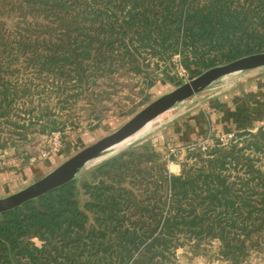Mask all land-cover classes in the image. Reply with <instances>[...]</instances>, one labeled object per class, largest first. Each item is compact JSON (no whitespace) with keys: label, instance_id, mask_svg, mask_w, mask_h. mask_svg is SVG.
Here are the masks:
<instances>
[{"label":"trees","instance_id":"obj_1","mask_svg":"<svg viewBox=\"0 0 264 264\" xmlns=\"http://www.w3.org/2000/svg\"><path fill=\"white\" fill-rule=\"evenodd\" d=\"M4 17L0 155L75 131L79 105L99 121L119 88L148 93L158 71L177 84V65L193 79L264 53V0H0ZM186 150L172 174L177 159L142 143L0 214V264H179L181 250L216 244L222 263L253 264L264 252V131Z\"/></svg>","mask_w":264,"mask_h":264},{"label":"rangeland","instance_id":"obj_2","mask_svg":"<svg viewBox=\"0 0 264 264\" xmlns=\"http://www.w3.org/2000/svg\"><path fill=\"white\" fill-rule=\"evenodd\" d=\"M0 20L6 21V18L4 17ZM175 62H177V59H175ZM177 66V69L174 71L179 81L177 84L169 82L166 76L158 71L156 73L162 77V80L149 90L148 93L139 94V88H136L134 90L136 92L134 93H132L130 87L125 88V90L119 88V94L112 96V100L104 103L103 112L99 114V121L92 120L93 118L89 116V111L82 110L83 105H79L75 118H73L71 123L76 128L75 131H69L65 134L55 133L59 134L58 136L61 140L62 137L68 136V139L62 140V145L57 151L53 148L52 139L50 140L47 136L36 134L21 149V152H17L16 149L12 148L4 152L3 155L1 154L0 199L34 183L83 149L117 131L156 99L171 92L176 87L191 81L192 75L187 71L184 73L180 70L181 66ZM233 80L236 81L237 79ZM202 96L180 104L176 109L170 111L168 115L162 116L156 125H154L155 122H152L132 142L149 133L143 141H140L135 146L149 141L155 151L161 154V156L165 158L171 155L174 156L177 160L173 164H168V170L172 174H179L181 170L179 163L185 161L188 145L195 142L202 143L209 136L211 138L214 137V135H208L204 139L203 137L196 139V136V138L194 136L188 138L187 135V133L190 134L188 131H191V127H188L190 124L189 120L192 117L195 119L203 116L201 114L202 100H205L204 104L210 100ZM35 102L36 104L34 105H37L38 101L35 100ZM260 123H257L255 126L252 125L250 127L251 131L257 132L261 129L264 123ZM180 133L185 134L182 136ZM22 152H25L26 155H20ZM217 246V244L208 245L201 249L198 254L190 253L191 256H187L189 259H179V264H224L217 259ZM184 251H188L189 253L190 248L187 247ZM181 253L182 251L179 252V258H182ZM253 264H264V252L254 260Z\"/></svg>","mask_w":264,"mask_h":264},{"label":"water","instance_id":"obj_3","mask_svg":"<svg viewBox=\"0 0 264 264\" xmlns=\"http://www.w3.org/2000/svg\"><path fill=\"white\" fill-rule=\"evenodd\" d=\"M264 71V53L241 58L232 63L209 69L191 81L176 87L146 106L124 126L99 140L38 179L29 186L0 199V214L21 207L47 193L63 187L108 160L131 149L146 136L118 149L116 146L131 138L149 123L157 121L182 103L214 90H222L254 72ZM154 129V128H153Z\"/></svg>","mask_w":264,"mask_h":264},{"label":"crops","instance_id":"obj_4","mask_svg":"<svg viewBox=\"0 0 264 264\" xmlns=\"http://www.w3.org/2000/svg\"><path fill=\"white\" fill-rule=\"evenodd\" d=\"M204 96L210 100L205 104L202 100V117L189 120L191 131L187 133L188 138L217 137L241 129L251 130L252 125L264 123V71L251 73L222 90H214ZM180 134L183 136L185 133ZM181 251L182 258L179 259H189L190 253Z\"/></svg>","mask_w":264,"mask_h":264},{"label":"built area","instance_id":"obj_5","mask_svg":"<svg viewBox=\"0 0 264 264\" xmlns=\"http://www.w3.org/2000/svg\"><path fill=\"white\" fill-rule=\"evenodd\" d=\"M180 70H182L184 73L186 72L182 67H180ZM261 128L264 131V126ZM58 135L59 134H54V137H52L53 148L55 149V151H57L62 145V140L59 138ZM234 136H235V132H230L228 134L217 136L216 138L219 141V143H221L222 145H228L234 139ZM213 145H214V137L211 138L210 136L208 137V139H205L201 143V147L203 151H206L208 147ZM169 163L173 164L174 162L170 161Z\"/></svg>","mask_w":264,"mask_h":264},{"label":"bare ground","instance_id":"obj_6","mask_svg":"<svg viewBox=\"0 0 264 264\" xmlns=\"http://www.w3.org/2000/svg\"><path fill=\"white\" fill-rule=\"evenodd\" d=\"M169 114V112L167 113V115ZM166 115V114H165ZM152 123V122H151ZM151 123H149L150 125H151ZM148 124V125H149ZM147 125V126H148ZM146 126V127H147ZM145 127V128H146ZM145 128H143L140 132H138L137 134H135L134 136H132L131 138H129V139H127V140H125L124 142H122L121 144H119L118 146H116V148H117V150L118 149H121L122 147H124V146H126V144H128V143H130V142H132V140H134V138H136ZM151 128V127H150Z\"/></svg>","mask_w":264,"mask_h":264}]
</instances>
